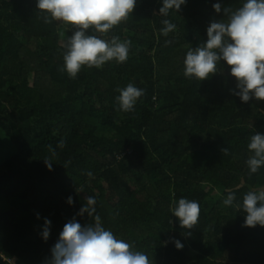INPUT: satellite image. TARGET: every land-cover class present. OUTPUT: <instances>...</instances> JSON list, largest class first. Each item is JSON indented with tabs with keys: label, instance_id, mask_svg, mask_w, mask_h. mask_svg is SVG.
Listing matches in <instances>:
<instances>
[{
	"label": "trees",
	"instance_id": "1",
	"mask_svg": "<svg viewBox=\"0 0 264 264\" xmlns=\"http://www.w3.org/2000/svg\"><path fill=\"white\" fill-rule=\"evenodd\" d=\"M241 3L186 0L163 16L162 0H137L108 33L89 30L131 41L128 60L71 79L58 68L73 26L44 23L36 0H0V264H48L65 223L86 226L95 215L152 264H264V227H245L242 209L208 201L218 189L223 200L231 190L242 203L264 187V167L249 175L246 165L250 138L264 134V101L241 103L223 62L201 82L183 73L186 52L206 42L210 22ZM164 19L176 25L167 37ZM130 82L145 95L126 113L116 97ZM90 196L93 216L80 211ZM180 198L200 205L192 229L169 211Z\"/></svg>",
	"mask_w": 264,
	"mask_h": 264
},
{
	"label": "clouds",
	"instance_id": "2",
	"mask_svg": "<svg viewBox=\"0 0 264 264\" xmlns=\"http://www.w3.org/2000/svg\"><path fill=\"white\" fill-rule=\"evenodd\" d=\"M136 3L137 0H36V10L44 23L59 21L74 28L72 35L63 41V65L58 70L75 79L82 68L99 69L110 61L126 62L131 41H121L118 36L106 40L90 34L89 30L108 33L131 16ZM185 4L186 0H162L159 13L167 16L170 10L177 12ZM212 7L215 13H221V3H214ZM223 13L224 19L210 22L206 42L186 52L184 76L204 81L216 74L223 62L235 80L233 94L241 103L253 99L264 101V0H242L240 7L223 8ZM162 24L163 36L176 31V25L170 20L164 19ZM165 43L171 44L172 41L166 40ZM117 91L119 109L126 113L134 111L138 100L145 95L144 89L131 82ZM63 144L61 141L60 146ZM247 148L251 156L246 165L249 175H253L264 167V134L255 133ZM223 153L227 155L228 149L224 148ZM44 162L51 170L53 163L50 159ZM87 175L91 177L92 173ZM66 203L72 205L71 196L67 197ZM223 204L244 211L245 227H264V187L246 192L242 203L237 202L234 192L229 190ZM95 205V197L90 196L80 211L93 216ZM169 211L181 228L192 229L198 222L200 205L196 200L180 198ZM94 221L86 226L75 219L65 223L50 249L48 264H152L145 252L134 250L132 244L116 238L111 230L106 229L99 215L94 216ZM50 225L51 221L45 218L41 231L45 241L50 235ZM171 242L177 250L183 248L179 240L172 239Z\"/></svg>",
	"mask_w": 264,
	"mask_h": 264
},
{
	"label": "rangeland",
	"instance_id": "3",
	"mask_svg": "<svg viewBox=\"0 0 264 264\" xmlns=\"http://www.w3.org/2000/svg\"><path fill=\"white\" fill-rule=\"evenodd\" d=\"M210 187H207L206 189L208 190ZM208 201H211V204L212 203H217V210H223L226 208V206L223 204V199L221 197V192L216 189L214 190L213 192L210 193V196H209V200ZM6 206H5V202L4 200L3 201H0V211L2 209H5Z\"/></svg>",
	"mask_w": 264,
	"mask_h": 264
}]
</instances>
